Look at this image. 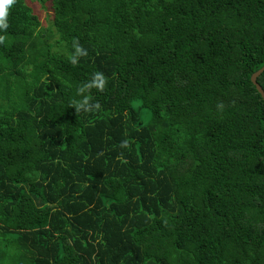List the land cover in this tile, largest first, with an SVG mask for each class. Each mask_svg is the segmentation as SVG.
<instances>
[{
  "label": "trees",
  "instance_id": "trees-1",
  "mask_svg": "<svg viewBox=\"0 0 264 264\" xmlns=\"http://www.w3.org/2000/svg\"><path fill=\"white\" fill-rule=\"evenodd\" d=\"M28 1L0 30V264H264V0H50L49 27Z\"/></svg>",
  "mask_w": 264,
  "mask_h": 264
},
{
  "label": "clouds",
  "instance_id": "clouds-1",
  "mask_svg": "<svg viewBox=\"0 0 264 264\" xmlns=\"http://www.w3.org/2000/svg\"><path fill=\"white\" fill-rule=\"evenodd\" d=\"M15 3V0H0V30L7 29L8 23H7V11L8 8ZM4 39L3 36H0V42H2ZM87 55L86 49L81 48L80 46H75V54L70 57L72 63H76V58L78 56ZM105 80L101 73H96L94 75L93 80L89 83L84 85L82 88L79 89V92H84L85 89L90 88L92 86H95L98 89H103ZM88 103V98L84 97L76 106L77 107H85ZM96 107H99V105H96ZM126 146V142L124 144Z\"/></svg>",
  "mask_w": 264,
  "mask_h": 264
},
{
  "label": "rangeland",
  "instance_id": "rangeland-1",
  "mask_svg": "<svg viewBox=\"0 0 264 264\" xmlns=\"http://www.w3.org/2000/svg\"><path fill=\"white\" fill-rule=\"evenodd\" d=\"M28 4L30 5L31 9L35 11L37 16L39 17V20L43 26L50 25V14H51V1L47 0L44 8L41 7V5L38 2H32L28 1Z\"/></svg>",
  "mask_w": 264,
  "mask_h": 264
},
{
  "label": "water",
  "instance_id": "water-1",
  "mask_svg": "<svg viewBox=\"0 0 264 264\" xmlns=\"http://www.w3.org/2000/svg\"><path fill=\"white\" fill-rule=\"evenodd\" d=\"M264 71V65L257 70L255 73H253L251 75V82L255 85L256 90L258 91V93L261 95V98L263 99L264 102V90L262 89V87L257 83V78L259 77V75Z\"/></svg>",
  "mask_w": 264,
  "mask_h": 264
}]
</instances>
